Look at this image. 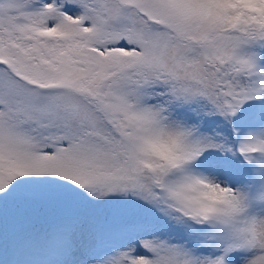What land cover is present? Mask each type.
Returning a JSON list of instances; mask_svg holds the SVG:
<instances>
[{
	"label": "snow or ice",
	"instance_id": "6c2138e0",
	"mask_svg": "<svg viewBox=\"0 0 264 264\" xmlns=\"http://www.w3.org/2000/svg\"><path fill=\"white\" fill-rule=\"evenodd\" d=\"M0 264H264V0H0Z\"/></svg>",
	"mask_w": 264,
	"mask_h": 264
}]
</instances>
